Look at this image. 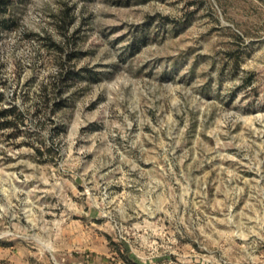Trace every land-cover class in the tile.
Returning a JSON list of instances; mask_svg holds the SVG:
<instances>
[{"label": "rangeland", "instance_id": "obj_1", "mask_svg": "<svg viewBox=\"0 0 264 264\" xmlns=\"http://www.w3.org/2000/svg\"><path fill=\"white\" fill-rule=\"evenodd\" d=\"M0 264H264V0H13Z\"/></svg>", "mask_w": 264, "mask_h": 264}, {"label": "trees", "instance_id": "obj_2", "mask_svg": "<svg viewBox=\"0 0 264 264\" xmlns=\"http://www.w3.org/2000/svg\"><path fill=\"white\" fill-rule=\"evenodd\" d=\"M13 0H0V13L5 12L7 9V6L11 4Z\"/></svg>", "mask_w": 264, "mask_h": 264}]
</instances>
